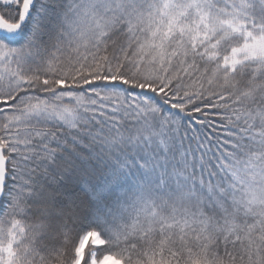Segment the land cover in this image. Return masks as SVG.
I'll return each instance as SVG.
<instances>
[{
    "label": "snow or ice",
    "instance_id": "6c2138e0",
    "mask_svg": "<svg viewBox=\"0 0 264 264\" xmlns=\"http://www.w3.org/2000/svg\"><path fill=\"white\" fill-rule=\"evenodd\" d=\"M193 234L264 264V0H0V264Z\"/></svg>",
    "mask_w": 264,
    "mask_h": 264
},
{
    "label": "trees",
    "instance_id": "16d2710c",
    "mask_svg": "<svg viewBox=\"0 0 264 264\" xmlns=\"http://www.w3.org/2000/svg\"><path fill=\"white\" fill-rule=\"evenodd\" d=\"M209 79L214 80V86L228 87L229 82L225 80V74L216 71V66L212 65L206 73ZM236 88H242L244 91L248 89L244 86L241 78L237 75L230 81ZM221 241L223 237H220ZM171 250L176 251L179 257L177 264H219V259L222 257V243L220 245V253L216 254V240L205 237L197 240L193 234L189 237L187 245L179 236L173 238V243L169 246ZM168 255V252H165ZM226 259V258H225Z\"/></svg>",
    "mask_w": 264,
    "mask_h": 264
},
{
    "label": "rangeland",
    "instance_id": "374dc122",
    "mask_svg": "<svg viewBox=\"0 0 264 264\" xmlns=\"http://www.w3.org/2000/svg\"><path fill=\"white\" fill-rule=\"evenodd\" d=\"M87 240V237H85V241ZM106 264H119V261L116 260H108L106 261Z\"/></svg>",
    "mask_w": 264,
    "mask_h": 264
}]
</instances>
